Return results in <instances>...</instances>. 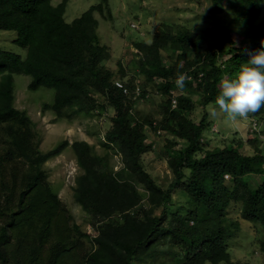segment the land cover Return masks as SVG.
<instances>
[{"label": "trees", "instance_id": "obj_1", "mask_svg": "<svg viewBox=\"0 0 264 264\" xmlns=\"http://www.w3.org/2000/svg\"><path fill=\"white\" fill-rule=\"evenodd\" d=\"M51 2L0 0V31H14L13 42L25 50L22 58L0 49V264H153L169 256L172 264H238L227 242L241 228L227 223V210L234 205L239 222L264 228V156L242 154L247 143L240 138L212 146L206 134L215 119L209 120L207 109L220 81L234 78L249 55L261 50L264 0H210L207 38L162 25L149 44L136 45L138 73L132 77L120 63L117 72L104 65L111 53L100 43L94 17L103 16V3L68 23L65 0ZM223 13V19L217 16ZM20 73L30 76L29 90L54 91L45 106L57 118L110 116L100 143L107 154L118 150L121 167L115 171L111 156L97 154L86 141H63L42 151L32 119L14 106L12 75ZM180 75L183 87L176 84ZM137 85L139 97L133 93ZM152 86L163 98L156 121L135 113ZM197 106L201 118L194 121L190 114ZM250 115L264 118V107ZM152 132L164 137L172 173L166 189L143 161ZM69 145L80 170L73 197L90 213L91 234L75 223L43 169ZM178 189L185 213L171 210ZM259 251L264 254V239Z\"/></svg>", "mask_w": 264, "mask_h": 264}, {"label": "rangeland", "instance_id": "obj_2", "mask_svg": "<svg viewBox=\"0 0 264 264\" xmlns=\"http://www.w3.org/2000/svg\"><path fill=\"white\" fill-rule=\"evenodd\" d=\"M63 0H52L56 6ZM103 3L104 14L95 13L98 21L97 33L101 45L109 48L111 59L104 63L105 67L117 72L120 63L127 69V76L132 77L138 73L137 44H149L152 35L162 25H171L175 30L178 27L190 28L192 33L207 38L206 31L213 26L210 19L212 5L210 0H65L63 18L65 22H71L87 11L92 5ZM222 19L225 14H218ZM264 19L263 15L260 20ZM229 29V27H228ZM14 31H0V49L13 52L24 57L25 50L16 45ZM173 58V57H172ZM226 55L224 59H227ZM14 106L24 110L34 123L35 138L39 142L42 151H49L63 141L71 144L74 141H85L94 146L99 155L111 156V165L116 171L121 167L120 153L116 149L106 152L102 147L104 133L110 125L106 114L86 116L74 114L69 118H57V116L45 106L54 100V91L45 87L29 90L30 76L24 73L13 74ZM154 86L148 89L147 101L139 100L136 103L135 113L141 118L156 121L160 119L161 104L163 98ZM179 93V91H176ZM186 95V94H185ZM197 102L198 97L191 98ZM197 104V103H196ZM211 106V105H210ZM207 111L209 120H214L209 133L206 136L212 146L223 147L238 141L240 138L244 147L242 154L251 155L256 152L264 156V118L249 115L247 119L238 122L227 121L224 117L211 115V107ZM190 117L194 121L201 118V108L197 106ZM112 115V113L110 114ZM149 128H147V131ZM249 139H252L249 143ZM151 152L143 155L144 164L155 182L166 189L172 179V173L167 164L164 137L155 133L149 135ZM147 141V144L150 142ZM178 148L180 145L177 146ZM108 158V157H107ZM47 180L58 198L69 210L74 221L83 231L93 233V222L88 211H84L73 197L75 178L80 170L75 161V155L70 147H66L59 155L49 159L43 166ZM143 190L142 186L139 187ZM181 189L173 194L174 206L172 211H181L180 207L185 203ZM236 207L230 205L227 210V223L232 221L240 224L237 232L228 242V252L233 263L238 264H263L264 254L259 251V243L264 239V228L261 224L251 225L248 222L238 221ZM191 224V223H190ZM172 256L160 257L153 264H172Z\"/></svg>", "mask_w": 264, "mask_h": 264}, {"label": "clouds", "instance_id": "obj_3", "mask_svg": "<svg viewBox=\"0 0 264 264\" xmlns=\"http://www.w3.org/2000/svg\"><path fill=\"white\" fill-rule=\"evenodd\" d=\"M184 80V75L178 76L177 86L183 87ZM219 88L220 92L210 106L211 115L214 117L222 116L227 121L235 123L240 119H247L250 114L264 107V40L261 41V50L249 55V59L241 66L234 78L222 79ZM133 93L135 97H139L135 94V90ZM102 139L104 140V137Z\"/></svg>", "mask_w": 264, "mask_h": 264}, {"label": "built area", "instance_id": "obj_4", "mask_svg": "<svg viewBox=\"0 0 264 264\" xmlns=\"http://www.w3.org/2000/svg\"><path fill=\"white\" fill-rule=\"evenodd\" d=\"M115 85H116V87H118L119 89H121L124 94H128L129 93V89L126 88L121 81H115ZM139 92H140V88L139 87H136L135 88V94L136 95H139ZM171 103H172V107L174 108L176 106V99L173 98L172 101H171Z\"/></svg>", "mask_w": 264, "mask_h": 264}, {"label": "crops", "instance_id": "obj_5", "mask_svg": "<svg viewBox=\"0 0 264 264\" xmlns=\"http://www.w3.org/2000/svg\"><path fill=\"white\" fill-rule=\"evenodd\" d=\"M87 142V140H85Z\"/></svg>", "mask_w": 264, "mask_h": 264}]
</instances>
